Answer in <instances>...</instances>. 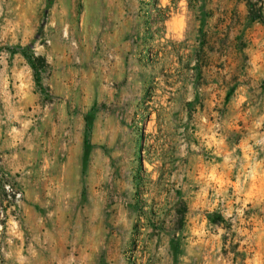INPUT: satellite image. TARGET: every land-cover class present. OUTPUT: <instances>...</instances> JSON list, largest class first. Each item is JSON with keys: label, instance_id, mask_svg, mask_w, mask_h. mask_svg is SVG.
Masks as SVG:
<instances>
[{"label": "rangeland", "instance_id": "1", "mask_svg": "<svg viewBox=\"0 0 264 264\" xmlns=\"http://www.w3.org/2000/svg\"><path fill=\"white\" fill-rule=\"evenodd\" d=\"M0 264H264V0H0Z\"/></svg>", "mask_w": 264, "mask_h": 264}]
</instances>
